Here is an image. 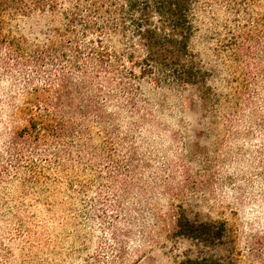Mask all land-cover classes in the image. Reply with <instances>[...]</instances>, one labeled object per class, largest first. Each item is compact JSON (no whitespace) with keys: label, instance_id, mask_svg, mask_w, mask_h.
I'll return each instance as SVG.
<instances>
[{"label":"rangeland","instance_id":"obj_1","mask_svg":"<svg viewBox=\"0 0 264 264\" xmlns=\"http://www.w3.org/2000/svg\"><path fill=\"white\" fill-rule=\"evenodd\" d=\"M198 2L191 47L213 74L211 86L223 97L229 80L249 85L238 122L227 124L231 107L205 106L194 88L161 90L144 83L147 122L133 127L128 114L121 120V133L135 144L134 176L109 178L110 164L100 166L99 178L78 170L55 176L52 184L12 180L0 188V243L9 264H108L117 257V244L125 264H183L201 256L264 264L260 129L247 135L253 110L264 109V0ZM17 24L26 34L28 26ZM230 29L246 36L245 46L237 61L225 62ZM8 89L5 79L0 102ZM246 100H252V111ZM9 131L0 126V152ZM116 148L128 151L126 144ZM179 214L224 222L222 245L207 247L173 234L172 220Z\"/></svg>","mask_w":264,"mask_h":264},{"label":"trees","instance_id":"obj_2","mask_svg":"<svg viewBox=\"0 0 264 264\" xmlns=\"http://www.w3.org/2000/svg\"><path fill=\"white\" fill-rule=\"evenodd\" d=\"M198 1L0 0V84L9 83L0 102V126L11 130L0 152V188L12 180L52 184L55 176L78 170L99 178L100 166L110 164L109 178L134 176L135 144L121 133V120L128 114L133 127L147 122L144 83L161 90L194 88L213 110L229 105L234 114L225 121L236 124L249 85L229 80L223 97L211 86L213 74L191 47ZM19 21L28 26L26 34ZM238 33H227L225 62L242 53L246 36ZM250 101L244 103L248 111L254 109ZM263 110H253L247 135L260 129L256 160L264 170ZM125 144L123 154L116 146ZM227 231L224 222L185 214L172 220L173 234L207 247L222 245ZM116 247L117 257L108 264H125L122 245ZM2 251L0 243V264H9ZM183 264L230 261L201 256Z\"/></svg>","mask_w":264,"mask_h":264}]
</instances>
